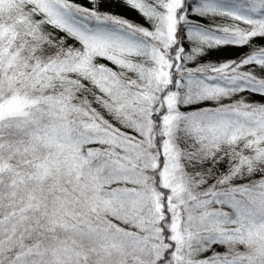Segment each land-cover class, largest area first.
<instances>
[{
  "label": "snow or ice",
  "instance_id": "snow-or-ice-1",
  "mask_svg": "<svg viewBox=\"0 0 264 264\" xmlns=\"http://www.w3.org/2000/svg\"><path fill=\"white\" fill-rule=\"evenodd\" d=\"M0 264H264V0H0Z\"/></svg>",
  "mask_w": 264,
  "mask_h": 264
}]
</instances>
